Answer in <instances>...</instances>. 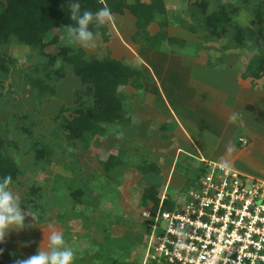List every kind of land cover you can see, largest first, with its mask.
Segmentation results:
<instances>
[{
	"label": "rangeland",
	"instance_id": "374dc122",
	"mask_svg": "<svg viewBox=\"0 0 264 264\" xmlns=\"http://www.w3.org/2000/svg\"><path fill=\"white\" fill-rule=\"evenodd\" d=\"M143 1L149 2V0ZM164 1L169 8L168 14L157 19L154 23L157 27L151 29L152 33L156 29L159 30V23L165 20L187 23L189 27H195L196 30L192 33L180 26L187 32V34L183 33L186 38L185 48L170 51L172 57L178 54L179 59H183V79L180 74L176 75L182 70L178 68L181 64L176 57H163L165 60L155 57L149 60L155 62V67L165 65V69L175 80L174 87L165 88L164 95L174 111L183 117V129L179 132H174V127L170 124H167L170 127L169 132L165 133L158 131L157 124L149 126L148 124H136L137 116L141 119L147 114L144 107L141 108L142 103L138 101L141 97L138 98L137 90L127 87L123 88L121 93L126 97L125 105L132 118L131 124L128 127H119L120 134L113 131L106 138H94L91 151L80 150L71 143H67L64 135L57 131L58 129H54L56 124L53 122L60 107L71 106L75 100V93L81 89L80 81L73 76L70 67L63 66L66 73L64 79L52 82L54 89L52 96L37 98L26 79L29 74L36 76L35 65L38 62L43 63L38 52L16 43L13 39H10L7 45L0 47V54L16 61L0 89L2 96L0 99V140L6 142L13 140L19 143L20 152L14 154V157L23 171L22 177L13 184L11 189L22 200L29 188L36 186L40 187L46 197L51 199L50 188L54 179L59 176L74 179L72 186L85 188L84 200L89 197L97 204L96 208L88 209L85 206L75 205L66 193L55 198L52 206L42 204L40 214H45V217L49 219L52 218V221L41 223L34 215L33 217L27 216L26 225L28 226L21 231L11 232L1 244L13 256L35 254L39 245L47 238L50 229H55L64 234L67 246L74 250L76 258L73 264H143L147 246V234L145 233L147 227L142 212L149 208L148 205L142 204L141 194L144 188L157 185L159 193L171 199L176 198L180 196V193L183 194L186 179L190 176V174H185V171L189 168L194 172L209 162L226 165L237 171L241 169L246 173L245 175L254 179H264V150H261L263 145L256 141L257 136L264 138L262 133L264 132V120L257 126L252 121L245 126L239 118L240 115L246 113L245 111L248 114L264 113V77L255 82L243 81L240 75L250 58L249 52L225 50L224 46H227V41L204 40L205 33L201 29L198 30L199 23L196 24L200 15L199 9L193 1ZM206 1L210 13L216 10L219 4H232L235 0ZM127 16L130 18L129 15ZM111 19L105 24L109 25L110 36L115 34V37L108 43L99 44L95 40V46L87 48L79 44H69L65 39L64 27L58 32L59 43L84 49L87 58L108 56L123 59L122 62L132 67L137 68L141 64L147 70L148 68L143 63L149 59L146 58V53L140 52V48L136 47V43L128 37L125 38L122 35L120 38L117 34L119 31L115 30L117 26H114L117 23L114 24ZM251 19L249 11L243 9L234 21L239 26L245 27ZM117 20L121 23L125 21L122 16H118ZM132 36L130 34L129 37ZM124 43H127V48ZM46 52L55 53L56 49L51 47ZM194 55L197 64L192 61ZM219 69L230 71V77L227 74L224 76V74L213 73ZM39 70V75H42V67H39ZM199 71L202 74L198 73ZM196 72L198 73L197 78L206 83L204 92L198 90L193 83L196 77L188 76L189 74L195 76ZM184 73L187 76H184ZM167 81L172 83L170 79ZM212 90L218 93H230L229 99H235L230 110H226L224 103L218 107L217 101L212 96ZM242 101L246 102L242 103ZM247 102L250 103L247 104ZM244 104L248 105L249 109ZM148 111L152 115V111ZM232 114L238 115L235 118L236 121H233ZM29 125L32 126L30 130L34 134L45 137L46 144L52 150L53 163L49 167L43 169L38 167L33 170L32 157L23 156L26 136H22L18 130ZM51 132H55L52 137ZM235 134H237L236 137ZM249 144H257L259 147L251 150ZM119 149L127 154L125 160L128 168L119 170V173L113 174L112 177H105L96 160L95 152L116 154ZM176 153L179 158H166ZM159 154L162 156L160 157ZM140 156L146 157L149 162L157 161L166 164L167 169L164 168V173L158 177L143 176L134 168L140 162ZM175 160L174 172L171 170L168 172L169 166H173L172 163ZM58 212L59 214L67 213L68 219L57 222L55 219ZM96 223L101 226L100 230L94 226ZM105 230L109 231V243L104 240L107 234ZM95 246H98V250L102 252L101 263L95 262Z\"/></svg>",
	"mask_w": 264,
	"mask_h": 264
},
{
	"label": "trees",
	"instance_id": "16d2710c",
	"mask_svg": "<svg viewBox=\"0 0 264 264\" xmlns=\"http://www.w3.org/2000/svg\"><path fill=\"white\" fill-rule=\"evenodd\" d=\"M182 1H193L199 9L200 15L196 24L199 23L198 30L201 29L205 33V41L223 40L227 41V46H224L225 50L249 52L250 58L240 75L243 81L255 82L264 77V0H235L232 4H219L217 9L210 13L206 0ZM66 2L67 0H0V47L7 45L9 40L13 39L16 43L38 52L43 63L38 62L35 65L36 76L29 74L26 79L37 98L52 96L54 94L52 82L64 79L66 73L63 66L70 67L73 76L79 79L81 89L75 93V100L71 106L60 107L53 118L56 124L54 129H58L57 131L64 135L67 143H71L80 150L91 151L94 138H105L113 131L120 134L119 127L131 124L132 118L125 105L126 97L122 95L121 90L128 86L141 90L143 82L149 79L140 69L125 65L120 60L111 59L108 56L87 58L82 48L60 45L59 30L72 23ZM104 7L111 10V15L122 16L128 12L133 17L136 32L132 41L136 44L149 48L151 51L160 50L164 44L176 45L179 48L185 46L184 40L168 36L167 20L159 23L160 29L154 35L148 32L151 24L167 14L164 0H149L148 3L141 0H82V9L95 12ZM243 9H247L252 16L251 21L245 27L239 26L234 21ZM177 25L183 26L192 33L196 31L195 27H189L187 23L178 21ZM93 31L95 40L99 44H105L111 40L107 24L104 23L94 28ZM51 47L56 49L55 53L46 52ZM253 49H259V53L255 54ZM15 63L14 59L0 54V89ZM39 67H42V75H39ZM30 128H32L31 125L18 130L22 136H26L23 156L32 157L33 170L38 167L42 169L49 167L53 163L52 150L46 144L45 137L34 134ZM161 129H166V125L161 126ZM54 133L51 132V137ZM19 152L20 145L17 141L0 140V177L10 175L12 177L10 187L17 183L23 175L14 157V154ZM124 152L122 149H119L115 155L95 152L96 160L105 177H112L113 174L119 173V170L128 168L125 160L127 154ZM134 168L143 176L158 177L161 175L158 166L149 162L144 156H140V162ZM203 170L201 167L193 172L188 168L185 174H190V176L186 179L183 190L188 189L191 183L203 174ZM74 181V179L57 176L50 188L51 199L46 197L40 187L31 186L21 202L41 223L52 221V218L49 219L45 217V214H40L41 205L52 206L55 198L61 197L63 193H66L75 205L85 206L87 209L96 208L95 200H90L89 197V200H84L85 188L72 186ZM161 194L157 185L144 188L141 194L142 204L156 209ZM173 206L172 199L167 196L161 208L163 211H170ZM67 219V213L59 214L58 212L55 220L63 222ZM94 226L101 229L97 223ZM106 232L104 240L109 243V231ZM145 233L149 234L148 227ZM0 248L4 250L0 255V264H13L14 259L20 256V254L13 256L1 244ZM94 248L96 249L95 262L101 263L102 252L98 250V246Z\"/></svg>",
	"mask_w": 264,
	"mask_h": 264
},
{
	"label": "built area",
	"instance_id": "2783aa9c",
	"mask_svg": "<svg viewBox=\"0 0 264 264\" xmlns=\"http://www.w3.org/2000/svg\"><path fill=\"white\" fill-rule=\"evenodd\" d=\"M203 174L173 198V208L142 212L143 264H264V180L205 163Z\"/></svg>",
	"mask_w": 264,
	"mask_h": 264
},
{
	"label": "crops",
	"instance_id": "0c3cea01",
	"mask_svg": "<svg viewBox=\"0 0 264 264\" xmlns=\"http://www.w3.org/2000/svg\"><path fill=\"white\" fill-rule=\"evenodd\" d=\"M141 1L145 2V3H148L147 1H143V0H141ZM223 4H225V3H223ZM165 7H166L167 14H168L169 8H168V6L166 4H165ZM127 15H129L130 18H127L128 17ZM118 16H121V15H112L111 16L112 19L110 18L114 22V24L117 23V25L115 24L114 26H117V27H115V30H116V32H117V30L119 31L117 33L118 36L121 38V36L123 35V37H125V38L128 37L129 39L132 40L133 36L132 37H129V36H130V34L134 35L135 32H136L135 20L133 19V17L128 12H125L124 15H122V18L125 19V21L122 22V23L119 20H117ZM155 26L156 25L153 23V24H151L148 27V32H149L150 35H154L155 33H157L159 31V30L156 29L155 32H153V33L151 32V29H155ZM108 27H109V25H108ZM152 31H154V30H152ZM166 31H167V34H168L169 37H174V38H177V39L184 40L185 41V45H186V38L183 35V33L187 34V32L185 30L181 29V27L179 25H177V23H175L173 20H172V22L171 21L168 22ZM113 35L114 36H112L111 39L115 37V34H113ZM124 44H125V48H127L128 47L127 43H124ZM133 45H135V44H133ZM135 46L136 47L138 46L140 48V50H141L140 52H142L143 54L146 53L145 54L146 58H149V59H147L146 63L143 62L145 64V66L148 68L147 70H145L146 68L144 66H141V64L139 66L142 67V68L133 67V68H136V69H140L142 71L143 75L146 76L149 79L148 81L143 82V88L141 90H137V93H139L137 96H138V98L141 97V99H138V98H136V99H138V101L140 103H142V107L141 108L143 109V107H144V110H145L147 116L139 119V117L136 115L137 116L136 124H138V125H146V124H148V126L151 125V124H157L158 125V131L159 132L161 131V133L162 132L163 133L169 132L170 127L167 126V124H170V126L174 127V129H173L174 132H179L180 130L183 129V117L179 116L174 111V109L171 107L170 103H168L167 97H165V95H164L165 94V88H168V86H169V89L171 87L173 88L175 80L173 79V76L170 74V72H168L165 69V67H164L165 65H163V66L160 65L158 67H155V62H152V61H149V60H153V58H155V57L161 58L163 60H165V58H163V57L171 58L173 55H170V51H175V50L179 51V50H182V48H179L176 45L169 46L167 44H164L160 50L151 51L149 48L143 47V46L138 45V44H136ZM174 57H176L177 61L181 64V65H178V68H182L181 72H177L176 75L180 74L182 79H183V65H182L183 59L182 58L179 59L178 54L176 56H174ZM174 57H172V58H174ZM111 59H115V60H118V61L119 60L120 61L123 60V59H117V58H111ZM195 59L196 58H195V55H194L192 61L195 64H197ZM123 63L125 65L130 66L129 64H126L125 62H123ZM201 71H204V70L201 69ZM201 71H199L198 73L202 74ZM215 71L216 72H213L214 74L215 73H220L221 75L224 74V76H225V74H227L230 77V73H231L230 71H229L230 73L228 71H224V70H221V69L215 70ZM188 72H190V71L188 70ZM198 73L196 72L194 74L195 76L190 75V74L188 76L196 77V79H194L195 81H193V83H195L196 88L198 90L204 92V91H206V89H205V87H206L205 84L206 83L202 79H198L197 78V76H198L197 74ZM184 76H187V74L184 73ZM168 79H170V81L172 83H168V81H167ZM128 87H131V86H128ZM180 89L183 90V88H180ZM256 93H258V92L256 91ZM212 96L217 101L218 107H221L223 105V103L226 104V106H225L227 108L226 110H230V108L232 106V102H233V100H235V99L230 100L229 99L231 97L230 93H227V92L218 93L217 91H213L212 90ZM248 96H246V97L248 99H250ZM251 99H252V97H251ZM254 101L255 100H253L251 102H254ZM243 102L245 103L246 101H242V103ZM248 103H250V102H247V104ZM234 105H235V102H234ZM244 105L246 106V104H244ZM246 107L249 109L248 105ZM148 110L152 111V115H151V113ZM245 112L246 113L242 114L243 116L240 115V117H239L240 121L242 120V122L244 123L245 126H247L248 123H250L251 121L254 122V124L257 126L258 124H261L262 121L264 120V113L263 112H260V113H257V114H253V113L248 114L247 111H245ZM132 113H134V112H132ZM237 116L238 115L235 116V115L232 114L233 121H236L235 118ZM163 125L167 126L166 129H164V130L161 129V126H163ZM121 128H124V127H121ZM245 128H247V127H245ZM263 130H264V128H263ZM262 133L264 134V132H262ZM236 135L237 134H235V137H236ZM139 136L141 137V135H139ZM98 138L99 137H97L96 139H98ZM99 139H102V138H99ZM204 139H206V138H204ZM263 140H264V138L262 139V137H260V136H257V138H256V141H258L259 143H261L263 145L261 150L262 149L264 150V141ZM249 146H251V150L254 149V148L259 147L257 144H254V145H252V144L250 145L249 144ZM177 155H178V153L172 154V155H170V156H168L166 158H179ZM159 156L161 157L162 155L159 154ZM150 162L154 163V164H156L158 166V168L161 171V175L165 171L164 168L167 169V165L166 164H162V163L157 162V161H150ZM172 164H173V166L172 165H171V167L169 166L168 172L170 170L174 172L175 165H176V160ZM238 172L246 174L244 171H241V169ZM260 180H264V179H260Z\"/></svg>",
	"mask_w": 264,
	"mask_h": 264
},
{
	"label": "clouds",
	"instance_id": "9594fccd",
	"mask_svg": "<svg viewBox=\"0 0 264 264\" xmlns=\"http://www.w3.org/2000/svg\"><path fill=\"white\" fill-rule=\"evenodd\" d=\"M66 8L71 24L64 27L65 39L69 44H79L82 47L95 46L94 28L103 25L111 18V10L107 7L95 12L82 9V0H67ZM255 54L259 49H253ZM12 177H0V244L13 231L25 229L27 216L33 215L22 204L20 196L15 193L10 185ZM22 205L24 207H22ZM44 245V247H42ZM0 248V255L3 254ZM76 254L67 246L62 232L50 229L47 238L39 245L35 254L30 256H17L13 264H73Z\"/></svg>",
	"mask_w": 264,
	"mask_h": 264
}]
</instances>
